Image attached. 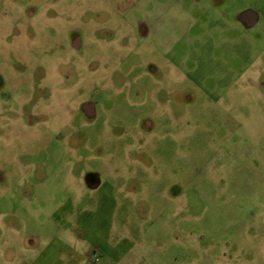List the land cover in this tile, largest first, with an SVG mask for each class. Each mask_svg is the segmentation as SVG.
Listing matches in <instances>:
<instances>
[{
  "label": "rangeland",
  "instance_id": "rangeland-1",
  "mask_svg": "<svg viewBox=\"0 0 264 264\" xmlns=\"http://www.w3.org/2000/svg\"><path fill=\"white\" fill-rule=\"evenodd\" d=\"M0 264H264V0H0Z\"/></svg>",
  "mask_w": 264,
  "mask_h": 264
},
{
  "label": "crops",
  "instance_id": "crops-1",
  "mask_svg": "<svg viewBox=\"0 0 264 264\" xmlns=\"http://www.w3.org/2000/svg\"><path fill=\"white\" fill-rule=\"evenodd\" d=\"M262 13L257 10L246 8L243 9L236 19V23L244 27L245 29H252L261 22Z\"/></svg>",
  "mask_w": 264,
  "mask_h": 264
}]
</instances>
